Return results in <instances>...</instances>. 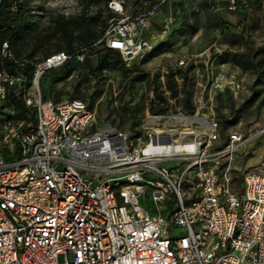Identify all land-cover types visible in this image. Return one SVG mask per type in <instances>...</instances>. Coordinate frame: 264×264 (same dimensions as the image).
<instances>
[{
  "label": "built area",
  "instance_id": "1",
  "mask_svg": "<svg viewBox=\"0 0 264 264\" xmlns=\"http://www.w3.org/2000/svg\"><path fill=\"white\" fill-rule=\"evenodd\" d=\"M167 1L135 0L129 12L124 0H109L113 17L94 44L129 64L150 48L144 30ZM206 1L227 11L248 6ZM11 56L1 42L0 102L14 93L29 113L16 118L9 106L0 121V264H264V172L247 171L234 188L229 167L220 171L219 159L248 136L223 138L201 105L177 108L163 75L147 104L162 112H146L143 135L97 127L87 102L54 101L40 86L69 54L46 56L28 80L6 70ZM175 64L184 67V58ZM208 85L235 97L241 89L223 72L207 75Z\"/></svg>",
  "mask_w": 264,
  "mask_h": 264
},
{
  "label": "rangeland",
  "instance_id": "2",
  "mask_svg": "<svg viewBox=\"0 0 264 264\" xmlns=\"http://www.w3.org/2000/svg\"><path fill=\"white\" fill-rule=\"evenodd\" d=\"M25 1L31 9L29 20L42 29L51 27L60 15L75 17L82 11L97 12L102 17L107 15L106 0ZM124 1L129 12L134 9L135 0ZM246 8L227 11L223 7L212 8L206 0H168L144 30L143 36L150 48L129 64L114 69L107 67L94 76L85 66L84 55L79 54L82 57L76 58L67 77L60 79L64 68H56L42 76L40 86L54 101L78 98L87 102L95 111V126L109 124L133 136L144 134L139 125L147 111L162 112L147 105L149 91L160 84V77L164 76L166 86L167 80H180V89L174 88L178 91L177 108L192 113L201 105L200 112L214 117L218 123L222 117L226 120L225 136L239 130L249 137L232 157L219 159L220 171L229 167L233 187H239L247 171L264 172V2L248 0ZM254 52L257 53L255 61L263 57L258 75L253 66L244 67L247 57ZM103 53V48L96 46L88 54L92 69L97 67ZM179 58H184V67L176 66ZM132 63L139 69L135 75L130 69ZM183 72L189 82L194 107L191 112L185 106L181 91ZM217 72L238 78L241 89L236 97L228 89L214 92L209 85L204 89L207 75ZM201 93L202 101L199 102ZM9 109V105L0 102V121ZM177 131L183 130L178 127Z\"/></svg>",
  "mask_w": 264,
  "mask_h": 264
},
{
  "label": "trees",
  "instance_id": "3",
  "mask_svg": "<svg viewBox=\"0 0 264 264\" xmlns=\"http://www.w3.org/2000/svg\"><path fill=\"white\" fill-rule=\"evenodd\" d=\"M108 1H105L106 17H102L97 12L88 14L86 11H82L75 17L60 15L53 21L51 27L42 29L29 20L31 9L25 0H0V43L7 42L12 54L10 58L4 61L6 70L22 74L28 80L37 62L51 53L60 51L70 55V59L62 66L64 71L61 73L60 79L70 74L79 54L84 55L85 66L94 76H97L107 67L114 69L117 66H124L125 63L120 54L109 49H103L104 53L99 57L98 65L95 69H92L88 63L87 56L96 47L94 43L107 26V19L113 17L112 12L107 8ZM242 8L247 10L246 6ZM244 36H246L245 28ZM245 42L247 43V41ZM256 55L257 53L254 52L247 57L244 67L253 66L255 74L258 75L263 57L255 61ZM130 69L134 72V75L139 70L135 63H132ZM180 77L182 79L181 91L184 93V103L188 111L191 112L194 107L191 103L186 73L183 72ZM175 85L174 79L171 81L167 80V87L173 95L178 93L174 89ZM7 105L12 106L17 111L14 115L16 118L28 117L29 111L18 95L11 93ZM125 108L127 110L130 109L129 106ZM225 122L226 120L222 117L218 123L223 138L226 137L224 135Z\"/></svg>",
  "mask_w": 264,
  "mask_h": 264
},
{
  "label": "bare ground",
  "instance_id": "4",
  "mask_svg": "<svg viewBox=\"0 0 264 264\" xmlns=\"http://www.w3.org/2000/svg\"><path fill=\"white\" fill-rule=\"evenodd\" d=\"M194 118H195V117H194ZM192 119H193V118H192ZM181 120H182V121H185L186 119H185V118H183V117H181ZM189 120H191V119H189Z\"/></svg>",
  "mask_w": 264,
  "mask_h": 264
}]
</instances>
